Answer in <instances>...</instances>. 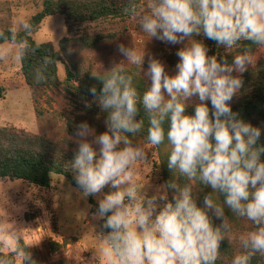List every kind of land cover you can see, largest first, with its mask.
I'll return each mask as SVG.
<instances>
[{
	"label": "clouds",
	"instance_id": "1",
	"mask_svg": "<svg viewBox=\"0 0 264 264\" xmlns=\"http://www.w3.org/2000/svg\"><path fill=\"white\" fill-rule=\"evenodd\" d=\"M123 11L138 21L149 42L182 47L174 73L146 45L138 52L123 43L116 50L124 60L92 72L102 87L92 86L89 92L107 114L106 130L97 134L87 122L76 126L70 168L85 198L106 186L115 189L98 200L92 213L108 230L97 235L104 245L99 254L112 264H216L221 242L232 243L234 220H243L252 229L238 237L241 250L232 264H251L257 256L264 261V145H257L262 130L239 118L230 105L243 85L241 76L256 61L253 45L264 48V0H146L139 10L135 0H127ZM21 28L26 34L32 31L26 21ZM200 36L228 53L235 50L232 62L209 55L208 46L196 38ZM0 39L8 37L0 32ZM10 42L19 45V59L36 51L15 32ZM125 64L139 67L150 79L142 93ZM34 80L44 82V70L37 69ZM194 96L199 103L188 114ZM141 109L144 116L137 119ZM141 133L150 149L167 145V167L185 183L172 179L150 197L144 192L148 181L134 179L136 165L148 158L149 148L134 142ZM204 188L211 191L198 207L194 190ZM209 212L221 220L219 225H213ZM21 239L22 231L8 233L4 243L10 254L0 255V264H16L14 257L20 264H36Z\"/></svg>",
	"mask_w": 264,
	"mask_h": 264
},
{
	"label": "rangeland",
	"instance_id": "2",
	"mask_svg": "<svg viewBox=\"0 0 264 264\" xmlns=\"http://www.w3.org/2000/svg\"><path fill=\"white\" fill-rule=\"evenodd\" d=\"M45 0H0V30L9 29L19 33L23 22H30L32 17L43 9ZM127 3V0H121ZM138 10L143 9L146 0H135ZM95 36L100 42L92 49L81 48L76 40L72 44L73 60L82 67L101 73L109 70L113 62L124 60L116 50L120 43L134 47L138 52L147 51L166 64L167 70L174 73L178 62L177 50L182 45H171L152 39L149 42L147 34L143 33L138 21L128 14L123 19H107L91 24L74 23L63 14L47 16L30 33L38 43H51L62 53L60 42L69 36ZM197 38V37H196ZM198 39L202 40L201 36ZM209 48V47H208ZM210 49V48H209ZM19 45L6 41L0 44V127L13 126L26 132L58 140L61 146L75 151L77 145L70 139L75 136L76 126L82 123L81 111L75 105L66 88V67L68 61L58 64V76L62 84L58 86L33 90L25 81L22 61L18 58ZM231 55L235 54L228 53ZM209 55H215L209 51ZM256 61L264 60V48L254 52ZM252 65V66H253ZM132 65L125 64V67ZM147 58L143 68L147 69ZM144 74V72H143ZM235 75V73H234ZM145 76V75H144ZM146 77V76H145ZM151 83L150 79L146 77ZM188 103H199L198 97H192ZM72 124L74 129L69 130ZM97 134L102 133L103 127L95 121L92 126ZM148 150L145 162L136 165L134 179L141 184L148 181L144 192L150 197L155 189L165 183L160 176L156 164L159 163L157 149ZM70 173L74 176L70 168ZM115 191L106 186L97 196H82L78 186L72 185L69 177L55 175L50 188L38 187L34 184L0 179V241L5 246L4 238L8 233L22 231V239L30 249L38 253H48L50 241L65 243L66 246L56 256H48L50 261H65L67 264H112L107 257L99 254L104 245L97 238L102 232L100 222L92 219V204L90 197L98 205V200L104 195ZM170 197V193H169ZM163 206V201H158ZM9 244L15 241L9 239ZM97 252V255H96ZM20 264V258H18Z\"/></svg>",
	"mask_w": 264,
	"mask_h": 264
},
{
	"label": "trees",
	"instance_id": "3",
	"mask_svg": "<svg viewBox=\"0 0 264 264\" xmlns=\"http://www.w3.org/2000/svg\"><path fill=\"white\" fill-rule=\"evenodd\" d=\"M126 3L121 0H45L43 9L36 13L30 20L32 30L35 29L47 16L54 14H63L66 19L74 23L91 24L107 19H123L125 12L123 8ZM8 39H0V44L10 41L12 30L3 29ZM16 33V32H15ZM203 42L210 48L213 54L218 58H225L229 63L232 62L233 55L223 47H217L216 43L201 36ZM17 39H27L36 51L33 53L29 50L28 54L21 59L22 70L26 83L33 89H46L62 84L58 76V64L63 60V55L68 61L66 67V88L71 93V98L75 101V105L80 114V121L87 122L92 126L95 121L97 125L103 127L102 131L106 130L105 119L106 113L101 112L100 108L93 103V97L89 92L92 86H96L99 91L102 83L93 78L92 72L88 67H82L73 60L72 44L80 42V47L92 49L99 42V38L95 36H69L61 40L60 46L62 53L55 49L51 43H38L30 34L24 31L17 33ZM198 39V37H197ZM250 43V42H246ZM260 48L253 45V51L256 52ZM235 50H233L234 52ZM49 63L45 64V59ZM37 69L44 70L46 80L40 84L35 83L34 76ZM129 74L133 76L134 83L138 90L142 93L150 82L144 76L143 71H140L137 66L126 67ZM243 85L240 91L233 97L230 102L233 112L239 114V118L245 122L251 123L253 126L261 128V137L257 141V145H264V60H260L257 64L250 66L248 70L241 76ZM196 103H189L187 108L188 114H194V105ZM211 108L210 101L208 102ZM144 116L141 109L137 119ZM74 126L69 125V130H73ZM134 142L147 144L146 133L138 134L134 138ZM76 151V150H75ZM75 151L65 149L58 140L47 138L45 136L33 135L23 129L13 126L0 127V179L9 178L12 180H21L34 184L42 188H50L51 182L55 175H64L70 178L72 185L77 186L74 176L70 173V163L74 158ZM167 145H162L157 149L159 155V163L156 167L159 169V174L165 182L176 179L178 183H185L183 177L173 176L172 172L167 167ZM264 160V155L261 156ZM199 188V185H197ZM211 189L204 188L194 190V197L198 207H203V196L210 192ZM172 193L170 192L171 199ZM92 204V212H95L98 205L90 197ZM227 215H231L226 210ZM209 216L212 219L214 226L221 223V220L216 219L211 212ZM103 222H100V226ZM252 229L250 222L243 220H234L233 240L230 244L227 239H224L220 244V258L216 264H232L233 257L241 250L238 244V237L247 233ZM103 232L108 230L102 229ZM21 246H26L25 251L31 253L32 259L36 264H67L65 261L55 262L47 259L48 256H56L63 251L66 244L56 241H50L47 245L48 253L37 252L28 247V245L21 240ZM9 252L4 251V244L0 241V255H9ZM19 257H14L16 264H18ZM30 264V262H25ZM251 264H264L260 258L254 257Z\"/></svg>",
	"mask_w": 264,
	"mask_h": 264
}]
</instances>
